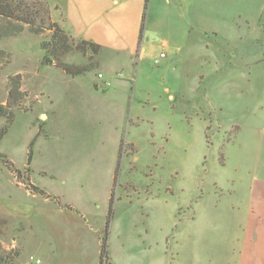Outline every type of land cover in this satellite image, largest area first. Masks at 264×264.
<instances>
[{"label": "rangeland", "instance_id": "obj_1", "mask_svg": "<svg viewBox=\"0 0 264 264\" xmlns=\"http://www.w3.org/2000/svg\"><path fill=\"white\" fill-rule=\"evenodd\" d=\"M208 3V18L184 20L183 59L168 72L157 49L128 63L69 51L60 62L81 73L69 76L42 62L50 0H23L39 34L0 19V32L21 28L0 36V106L12 113L0 117V255H35L38 234L18 218L86 202L103 233L111 201L112 264L227 261L264 177V35L247 39V23L264 30V0Z\"/></svg>", "mask_w": 264, "mask_h": 264}, {"label": "crops", "instance_id": "obj_2", "mask_svg": "<svg viewBox=\"0 0 264 264\" xmlns=\"http://www.w3.org/2000/svg\"><path fill=\"white\" fill-rule=\"evenodd\" d=\"M208 1L50 0V3L52 19L70 37L101 46V59L116 58L128 63L137 57L141 62L147 51L157 49L159 52L154 59L164 53L165 57L159 61L158 67L168 72L169 68L181 63L183 59L180 53L182 45L176 41V36L184 32V20L199 18L202 22L208 18L209 12L206 9L211 4ZM142 21L143 31L139 40ZM181 23L182 31L179 28ZM247 25L249 41L258 29L264 35V30L260 29V25L257 26V22L252 28L250 23ZM188 32L190 30L187 28V35ZM261 33L258 32L259 35ZM85 203L56 202L54 206L43 209L33 222L18 218L16 225L32 228L38 234V237H31L28 242L30 245L33 241L35 248V255L31 256L39 259L41 264H100L102 231L97 229V223H91L95 221L91 217L96 216L85 213L88 210ZM91 205L94 208L95 201ZM248 205L236 249L233 250L231 246L227 252H222L226 255L219 254L218 257L227 261L217 258L216 264H264V177L254 179L251 183ZM102 262L112 264L109 258ZM18 263L34 264L29 257L21 256Z\"/></svg>", "mask_w": 264, "mask_h": 264}, {"label": "trees", "instance_id": "obj_3", "mask_svg": "<svg viewBox=\"0 0 264 264\" xmlns=\"http://www.w3.org/2000/svg\"><path fill=\"white\" fill-rule=\"evenodd\" d=\"M23 4V0H0V19L6 21L8 24L15 23L18 25H26L34 31V33L39 34L43 29L35 27V17L36 15ZM46 13L47 17H49V7L46 5ZM49 21L48 30L51 31V37L47 41H42L40 43V49L43 51L44 55L42 58L43 64L46 66L52 65L54 63L55 68H60L62 71L69 76H79L80 72L72 73L70 71V66H66L63 62H60L61 58L64 54L70 52H78L80 55L89 54L90 58L97 57L102 52L101 46L86 40H74L70 37L59 25L56 23H52L50 17L47 19ZM144 21V17H143ZM143 21L140 28L139 40L141 39L142 31H143ZM20 27H16L13 33H19ZM5 32V33H4ZM6 32L12 33L11 29L5 28V30L0 32V36L2 37L4 34L8 35ZM12 33V34H13ZM89 68L84 69V73L89 71ZM17 88V85L15 86ZM18 92L16 89L12 88L9 91V97L17 96ZM4 115V116H3ZM12 113L7 112L5 114L4 108L0 106V117H8L10 118ZM2 159V157H0ZM6 163V162H5ZM33 195L44 196V193L34 188L31 191ZM113 217V209L112 203H109V210L106 216V222L103 229L102 237H101V245H100V264H103V259H107L106 255V241L108 234V225ZM20 253L16 250H8L6 253L0 255V264H17V260L19 258Z\"/></svg>", "mask_w": 264, "mask_h": 264}, {"label": "built area", "instance_id": "obj_4", "mask_svg": "<svg viewBox=\"0 0 264 264\" xmlns=\"http://www.w3.org/2000/svg\"><path fill=\"white\" fill-rule=\"evenodd\" d=\"M165 57V54H160L158 58L154 59L153 63L154 65H158L159 64V61L161 59H163ZM120 78H122L123 76L122 75H119ZM97 80L103 85V86H106L108 87L110 85V83L108 81H105L104 78H103V75L101 74H98L97 75ZM30 262L34 263V264H41V261L39 259H36L34 257H30L29 258Z\"/></svg>", "mask_w": 264, "mask_h": 264}]
</instances>
